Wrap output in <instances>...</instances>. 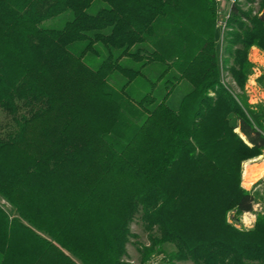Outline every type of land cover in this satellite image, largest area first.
I'll use <instances>...</instances> for the list:
<instances>
[{"label":"trees","instance_id":"1","mask_svg":"<svg viewBox=\"0 0 264 264\" xmlns=\"http://www.w3.org/2000/svg\"><path fill=\"white\" fill-rule=\"evenodd\" d=\"M95 1L0 0V108L15 122L0 133L13 210L0 205V264H125L139 214L143 263L264 264V205L238 224L260 193L242 176L264 153V103L246 87L264 0L257 17L232 8L224 62L239 94L221 75L217 0H100L91 13ZM69 9L62 28L41 25Z\"/></svg>","mask_w":264,"mask_h":264},{"label":"rangeland","instance_id":"2","mask_svg":"<svg viewBox=\"0 0 264 264\" xmlns=\"http://www.w3.org/2000/svg\"><path fill=\"white\" fill-rule=\"evenodd\" d=\"M262 1L263 0H236L233 5L239 7L243 12L247 13L248 15L250 14V16L257 17L258 15H260L262 11L261 8ZM217 3H218L219 12L217 18L216 36L218 41V49H220L219 57L222 65L221 75L223 76L222 78L224 84L228 88H230L235 94H239L240 88L237 87L236 82L233 79L232 75L229 74L225 66L224 59L227 57L225 54L226 52L225 47L227 45V40H229V38H232V36L230 35L231 32H237L240 29L236 27L237 25L229 22V20L232 17L233 10L229 14L226 20L228 23L226 27L218 23V20L222 19L223 16L228 14L229 12L228 7L230 6V4L221 5V3L218 1ZM101 5H103V2H101L100 0H96L93 7L89 9V12L91 13L95 12ZM73 18H74L73 12L72 10L69 9L66 12L54 16V18H50L44 21L41 25L43 27L52 28V29L62 28L68 22V20H71ZM241 20L243 23H246L247 25L251 24L250 20H248L246 16H244ZM249 59L250 61H253L255 64L252 76H250L246 85L248 90L249 100L252 104L258 102L264 103V51L261 48H258L257 46H252L249 54ZM113 76L115 77L110 79L111 82L113 84L118 85V83L122 81L121 77L118 75L116 76V74H114ZM189 90H190V83L188 81L180 82L174 87L173 91L168 96L167 103H169V105L174 109L178 108L182 97L186 93H188ZM14 127H15V122L11 117V115H8L5 112V110H2L0 108V133L2 135H6ZM248 161L251 163H254L255 161L257 163H264V153L259 156H256L253 159L246 160L245 162ZM245 162L243 163V165L245 164ZM262 167H264V165H262ZM244 175H246L245 178H243ZM247 176L248 175L245 174V165H244L242 185H244V187L247 189L254 188L255 190H258L260 193L257 195L258 202L255 208V212H250V213L248 212L240 216L241 218L238 224L243 228L245 227L250 228L254 225L253 220L254 219L256 220L257 218L256 212L257 210L260 209L262 205H264L263 203L264 182L263 181L261 182V180H264V175L260 178L261 176V172H260V175L258 176L260 179L257 178L259 180L256 179L257 181H255V183L253 182L254 184L252 183L250 186L246 184L248 180ZM0 205L3 206L8 212H10V214L13 213L11 204H9L1 195H0ZM232 214L230 218H232ZM246 215L249 217V220L247 219ZM139 217L140 214L136 216L135 220L132 221L131 223V231L134 234V236L131 237L129 244L127 245L128 256L124 258L125 264H149V261H146L145 263L142 262L141 254L139 250L140 247H138L139 244L149 242V234L145 228V223L144 221H142V219L140 220ZM174 247L175 246L171 244L166 245L167 252L173 250ZM182 264H193V262L183 261Z\"/></svg>","mask_w":264,"mask_h":264},{"label":"built area","instance_id":"3","mask_svg":"<svg viewBox=\"0 0 264 264\" xmlns=\"http://www.w3.org/2000/svg\"><path fill=\"white\" fill-rule=\"evenodd\" d=\"M217 1L220 2L221 5L230 4V6L228 7V10H229L228 14L223 16L222 19L218 20V23H220L221 25H224L226 27V25H228L226 20H227L229 14L232 12V8L234 6L233 4L235 3L236 0H217ZM256 206H255V208H256ZM149 264H169V260L166 259V256L163 254H155L154 256H152L149 259Z\"/></svg>","mask_w":264,"mask_h":264},{"label":"crops","instance_id":"4","mask_svg":"<svg viewBox=\"0 0 264 264\" xmlns=\"http://www.w3.org/2000/svg\"><path fill=\"white\" fill-rule=\"evenodd\" d=\"M245 174H249L253 169H254V171L256 170V169H258L260 172H261V176H260V178L264 175V167H262V165H264V163H257L256 161L254 162V163H251V162H245ZM253 172V171H252ZM245 176L246 175H244V177L243 178H245ZM259 178V179H260ZM259 179H257V180H259ZM256 180V181H257ZM255 183V182H254ZM253 183V184H254ZM246 213H248V212H246ZM245 213V214H246ZM246 217H247V219L249 220V217L246 215ZM255 219L253 220V222L255 223Z\"/></svg>","mask_w":264,"mask_h":264},{"label":"bare ground","instance_id":"5","mask_svg":"<svg viewBox=\"0 0 264 264\" xmlns=\"http://www.w3.org/2000/svg\"><path fill=\"white\" fill-rule=\"evenodd\" d=\"M253 172H250L247 176L248 180L246 182V184L248 186H250L253 182L256 181L257 178H259L258 176L260 175V171L258 169H256L254 171V169L252 170Z\"/></svg>","mask_w":264,"mask_h":264}]
</instances>
